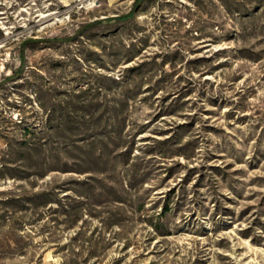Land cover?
Returning <instances> with one entry per match:
<instances>
[{
  "label": "rangeland",
  "instance_id": "374dc122",
  "mask_svg": "<svg viewBox=\"0 0 264 264\" xmlns=\"http://www.w3.org/2000/svg\"><path fill=\"white\" fill-rule=\"evenodd\" d=\"M0 264H264V0H0Z\"/></svg>",
  "mask_w": 264,
  "mask_h": 264
}]
</instances>
